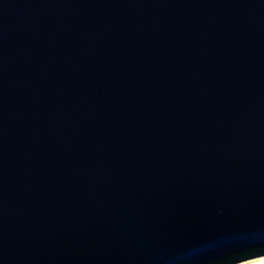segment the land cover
Listing matches in <instances>:
<instances>
[{
	"label": "water",
	"instance_id": "obj_1",
	"mask_svg": "<svg viewBox=\"0 0 264 264\" xmlns=\"http://www.w3.org/2000/svg\"><path fill=\"white\" fill-rule=\"evenodd\" d=\"M264 256V0H0V264Z\"/></svg>",
	"mask_w": 264,
	"mask_h": 264
},
{
	"label": "bare ground",
	"instance_id": "obj_2",
	"mask_svg": "<svg viewBox=\"0 0 264 264\" xmlns=\"http://www.w3.org/2000/svg\"><path fill=\"white\" fill-rule=\"evenodd\" d=\"M250 261H264V256L257 257V258H254V259H250V260H246V261H242V262H239V263H236V264H246L247 262H250Z\"/></svg>",
	"mask_w": 264,
	"mask_h": 264
},
{
	"label": "built area",
	"instance_id": "obj_3",
	"mask_svg": "<svg viewBox=\"0 0 264 264\" xmlns=\"http://www.w3.org/2000/svg\"><path fill=\"white\" fill-rule=\"evenodd\" d=\"M246 264H264V261H250L247 262Z\"/></svg>",
	"mask_w": 264,
	"mask_h": 264
}]
</instances>
